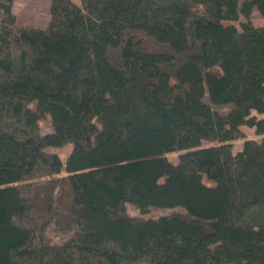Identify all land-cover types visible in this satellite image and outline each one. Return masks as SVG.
Listing matches in <instances>:
<instances>
[{
	"label": "trees",
	"instance_id": "obj_1",
	"mask_svg": "<svg viewBox=\"0 0 264 264\" xmlns=\"http://www.w3.org/2000/svg\"><path fill=\"white\" fill-rule=\"evenodd\" d=\"M13 1L0 264H264V0H51L46 27L18 25Z\"/></svg>",
	"mask_w": 264,
	"mask_h": 264
},
{
	"label": "rangeland",
	"instance_id": "obj_2",
	"mask_svg": "<svg viewBox=\"0 0 264 264\" xmlns=\"http://www.w3.org/2000/svg\"><path fill=\"white\" fill-rule=\"evenodd\" d=\"M78 4H81V0H72ZM50 4L51 0H14L13 1V12L16 15V23L20 26L26 25H35L39 27H46L51 19L50 14ZM252 22L256 26L264 25V17H262L257 10H254L252 13ZM241 21H245L244 17H241L239 20L225 21L226 25L234 24L239 29H241ZM151 44V45H150ZM149 48H154L153 43L148 44ZM257 117H263V114H260L256 111L253 112ZM243 131L246 134V138L255 139L260 141L262 136L255 133L254 127H249L247 125L242 126ZM53 130L51 116L47 115L40 123V132L42 134L51 132ZM245 139H236L233 141V152L237 153L243 147ZM72 149V143H67L62 147H52L50 150L58 152L63 159L66 158L70 150ZM169 157L172 160H178V152H173L169 154ZM204 182L208 185H214L215 183L209 180L206 176L203 178ZM127 210L131 215L136 216H159L161 214H170L174 211H181L180 207L172 209H151L147 213H141L140 209L132 203L126 204Z\"/></svg>",
	"mask_w": 264,
	"mask_h": 264
}]
</instances>
